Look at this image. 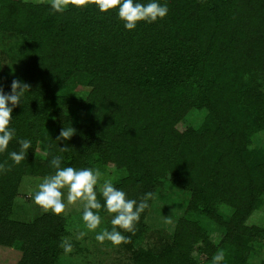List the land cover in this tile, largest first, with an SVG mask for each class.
<instances>
[{
  "label": "trees",
  "instance_id": "obj_1",
  "mask_svg": "<svg viewBox=\"0 0 264 264\" xmlns=\"http://www.w3.org/2000/svg\"><path fill=\"white\" fill-rule=\"evenodd\" d=\"M134 2L146 5L151 0ZM157 2L167 5V15L153 23L138 22L134 30L124 27L118 9L102 13L94 4L69 6L63 13L46 4L27 10L18 5L17 12L4 16V29H10L8 25L16 17L11 30H19L23 17L33 14L39 24V12H47L49 22L63 25L57 29L60 37L68 36L73 57L85 72L84 78L77 75L70 60L60 68L43 63L44 57H35L31 49L25 53L28 67L32 63L42 73L46 68L53 84L46 92L41 75L27 71L26 83L31 87L13 108L9 125L15 135L8 146L19 144L21 139L32 144L42 134L47 157L34 160L33 154H27L29 158L18 165L10 158L12 151L0 157L10 166V170L0 172V244L24 242V255L17 264H58L64 253L60 247L63 226L52 229L44 218L31 224L11 220L20 177L55 170L50 163L55 156L63 157L61 167L90 168L94 155L112 168L127 169L130 181L140 183L133 188L136 193L126 192L122 178L113 183L137 202L153 192L159 175H185L180 167L189 162L188 174L197 190L194 209L224 225L221 243L227 237L237 246L235 259L222 263L247 264L249 249L233 240L235 224L225 220L217 205L225 202L234 207L233 217L243 218L262 203L264 152L252 150L245 142L264 129V91L259 87L262 83L255 81L259 74L264 82V0ZM82 84L90 88L85 100L91 111L88 122L72 125L67 116L56 120L59 127L54 133L44 130L51 112L78 101L75 90ZM191 108L207 110L198 128L185 118ZM70 126L78 128V133L68 140H57L60 131ZM65 146L70 150L61 152ZM171 151L177 154H169ZM205 164L213 177L207 185L204 181L208 177L205 179L199 169ZM99 196L103 205L104 198L101 193ZM261 232L264 235V230ZM183 234L176 233L177 245L181 238L190 242ZM199 238L206 254L203 264H212V244L205 235Z\"/></svg>",
  "mask_w": 264,
  "mask_h": 264
},
{
  "label": "rangeland",
  "instance_id": "obj_2",
  "mask_svg": "<svg viewBox=\"0 0 264 264\" xmlns=\"http://www.w3.org/2000/svg\"><path fill=\"white\" fill-rule=\"evenodd\" d=\"M39 4L42 6L44 4L49 5L50 8V0H0V86L8 92H11V83L14 79L26 83L27 71L29 74L41 75V85L45 87L46 92L50 91L53 82L47 77L49 76V73L46 71L47 69L43 68L42 73L36 70V66L32 63L28 67L25 59L27 49H31L33 55L37 58L43 56V63L50 64L51 66L57 65L61 68L62 64L66 63V60H70V66L78 72L76 74L84 78L85 72L83 71V67L78 66V59L73 57L68 36L60 37L57 30L60 24L54 25L52 22H49L47 15L45 16L47 12H39V24H37V18L35 19L34 15L29 12L30 16L23 17L18 24L20 25L19 30H11L15 25L16 17L11 19L8 25L10 29H4V16L8 15V12L12 10L17 12L19 10L18 5L24 6L27 10V7L31 8V6ZM7 7L8 9L6 10ZM62 26L61 24L60 28ZM40 29H45L47 32H39L38 30ZM58 75L62 76L59 72ZM262 77L263 75H256L255 81L262 83L259 87L264 91ZM37 83L35 82L34 86ZM89 90L90 88L86 84L78 86L75 90L79 97L78 101L76 103L67 102L65 105L57 108L56 113L51 112L46 118L44 130L47 129L51 133H54L59 127V123L56 120L61 119L62 121L67 116L72 121V125L88 122L91 111L89 103L85 102V100ZM206 114V109L198 110L191 108L185 113V118L198 128L202 125ZM179 124L180 128L184 127L182 123ZM70 127L75 129V133H78V128L75 126ZM32 144L27 150L25 159L29 158L27 154L29 156L33 154L31 157L34 160L45 159L48 155V148L42 134H39ZM245 144L249 148H252V150L264 152V129L256 132ZM20 149V143L8 146L4 152L0 153V157L4 156L5 152H19ZM183 151L184 149L181 148L180 152ZM169 154L176 155L177 152L171 151ZM175 155L173 158H175ZM206 159L211 160V157L208 156ZM6 161H0V164ZM189 167V162L184 163L180 167L181 173L186 171L185 175H180L179 173L173 175L170 172L165 175H159L156 181L158 182L157 187L153 189L156 198L147 201L149 207L141 213L140 220L135 225V232L125 231L123 233L120 229H117L121 231L122 235L130 238L129 242L118 246L112 245L107 240L101 244L95 239V236L103 229L106 228L111 231L113 227L111 220L114 214L108 213L104 207L98 210L101 216L100 226L95 231H89L82 218L83 206L80 203L68 205L65 213L59 216L53 214L51 211L45 213L35 204L34 195L38 191V185L45 176L54 174L55 170L44 175L25 173L20 177L10 218L12 221L26 224H31L38 219L44 218L50 221L52 229L54 225L63 226L64 232L60 231V238L62 237V240L67 239L72 244L73 250L70 253L66 254L64 252L61 254L58 258V264H141V262L145 264H174L175 262L177 264H203L206 254L203 251L204 246L199 237H203L204 235L209 238L215 254L219 250H223L225 253L223 261L231 263L235 259V249L237 246L231 242V238L227 239V237H225V243H221V238L225 233L224 225L208 217L207 214L194 209L193 201L197 197V190L192 182L193 177L191 180L188 174ZM90 168H98L102 173L96 186L97 198L100 203L102 202L99 196L100 185L105 180H111L114 183L119 178L124 179L122 183L127 188L126 192L129 193L134 191L133 188L140 185L136 180L130 181L131 175L127 169L112 168V166L96 160L95 155L91 159ZM16 169L20 170L21 168L18 167ZM76 169H83V167ZM199 169L205 179L208 177L204 181L207 185L208 181H212L213 179L211 168L209 164H205L204 167L200 166ZM62 191L64 192V200L67 204V190L63 189ZM136 192L134 191L133 193ZM127 197L128 199L132 198L131 195H127ZM217 208L220 212L224 213L225 220L235 224L234 228H236L231 232L233 240L241 244L242 247L244 246L249 249L246 259L247 264H264V235L261 232L264 230V194H262L260 206L253 208L243 218L233 217L234 207L227 205L225 202L220 201ZM165 217H170L172 223H166ZM240 225H242V228ZM243 227L250 228V230L243 231ZM178 231H182L183 235L190 242H185L181 238L180 244L177 245L176 233ZM80 232H85L86 235L77 239ZM189 244H192L190 248L187 247ZM25 246L24 242L20 240L15 241L11 245L0 244V264H17L24 255ZM222 262L221 264H223Z\"/></svg>",
  "mask_w": 264,
  "mask_h": 264
},
{
  "label": "clouds",
  "instance_id": "obj_3",
  "mask_svg": "<svg viewBox=\"0 0 264 264\" xmlns=\"http://www.w3.org/2000/svg\"><path fill=\"white\" fill-rule=\"evenodd\" d=\"M89 4H94L102 13L118 9V17L124 22L127 30H134L138 22L147 23L156 22L157 19H163L168 13L167 5H161L157 0L145 4L134 2V0H50V7L56 13L65 12L69 6L84 8ZM30 85L19 80H13L11 83V92L6 94L3 87L0 86V153L4 152L9 142L15 135V129L9 127L12 120L13 108L21 103V98L26 91H29ZM11 104V107L9 106ZM75 133L72 127L63 128L57 140H68ZM21 149L19 152H11L10 158L15 164H20L26 158L27 150L31 147L29 140L21 139L19 141ZM70 148L65 146L60 148L61 152H67ZM63 157L55 156L51 160V166L55 169L54 174L45 176L38 185V191L34 195V202L45 213L51 211L59 216L66 211L68 205L80 203L83 206V221L89 231H95L101 224L99 211L102 207L110 214H115L111 220L112 229H103L95 239L103 244L106 240L112 245L118 246L122 243L129 242V237L122 235L123 229L127 232H135V225L139 222L141 213L149 207L147 201L155 199V193L148 192L140 201L128 199L127 194L116 188L111 180H105L100 185V193L104 198L102 205L96 192V186L101 178L100 170L92 168L76 169L71 166L61 167ZM6 163L0 164V172L10 170ZM63 189L67 190V204L64 200ZM96 210V211H94ZM166 223H172L170 217H165ZM86 235L80 232L77 239ZM60 247L64 252L70 253L73 250L72 244L64 239ZM225 259L223 250H219L212 258V264H221Z\"/></svg>",
  "mask_w": 264,
  "mask_h": 264
}]
</instances>
